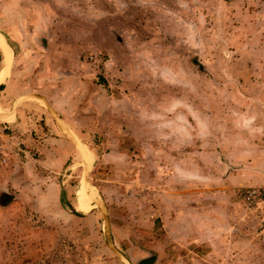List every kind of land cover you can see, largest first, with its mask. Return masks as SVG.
<instances>
[{"label": "rangeland", "instance_id": "1", "mask_svg": "<svg viewBox=\"0 0 264 264\" xmlns=\"http://www.w3.org/2000/svg\"><path fill=\"white\" fill-rule=\"evenodd\" d=\"M0 34V264H264V0H0Z\"/></svg>", "mask_w": 264, "mask_h": 264}, {"label": "bare ground", "instance_id": "2", "mask_svg": "<svg viewBox=\"0 0 264 264\" xmlns=\"http://www.w3.org/2000/svg\"><path fill=\"white\" fill-rule=\"evenodd\" d=\"M0 54H1L0 62L2 64V67L0 68V84H1L2 80L6 79V74L8 73L10 57H11V48L1 34H0ZM0 113H1V109H0ZM89 199L96 206H99V202L97 200L95 192L91 188L89 189ZM77 206L79 209L82 210L86 209L87 207V200L83 193H78Z\"/></svg>", "mask_w": 264, "mask_h": 264}, {"label": "built area", "instance_id": "3", "mask_svg": "<svg viewBox=\"0 0 264 264\" xmlns=\"http://www.w3.org/2000/svg\"><path fill=\"white\" fill-rule=\"evenodd\" d=\"M89 58H91V56H89ZM7 163V157H6V154L4 153V150H3V147L0 143V165H3ZM255 192V195H260L261 198L263 199V202H264V187L259 190V189H256L254 190Z\"/></svg>", "mask_w": 264, "mask_h": 264}, {"label": "trees", "instance_id": "4", "mask_svg": "<svg viewBox=\"0 0 264 264\" xmlns=\"http://www.w3.org/2000/svg\"><path fill=\"white\" fill-rule=\"evenodd\" d=\"M8 202V199H4V200H1L0 203L1 204H6ZM147 259H141L138 261V264H143L144 262H146Z\"/></svg>", "mask_w": 264, "mask_h": 264}, {"label": "crops", "instance_id": "5", "mask_svg": "<svg viewBox=\"0 0 264 264\" xmlns=\"http://www.w3.org/2000/svg\"><path fill=\"white\" fill-rule=\"evenodd\" d=\"M41 110V109H40Z\"/></svg>", "mask_w": 264, "mask_h": 264}]
</instances>
